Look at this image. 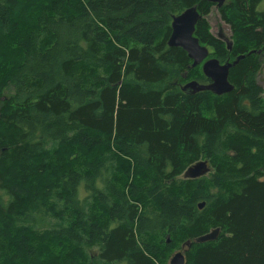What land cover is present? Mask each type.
Wrapping results in <instances>:
<instances>
[{
	"label": "trees",
	"instance_id": "16d2710c",
	"mask_svg": "<svg viewBox=\"0 0 264 264\" xmlns=\"http://www.w3.org/2000/svg\"><path fill=\"white\" fill-rule=\"evenodd\" d=\"M14 1L0 0L2 49L20 54L12 70L0 64V94L13 93L0 106V264H165L169 237L191 242L186 264H264V0L220 8L231 51L210 34L203 0H39L28 31ZM192 7L213 58L244 57L229 94L181 91L209 83L167 45ZM74 148L98 156L72 166ZM120 161L145 180L119 186ZM199 161L214 171L184 179ZM36 215L57 224L40 232Z\"/></svg>",
	"mask_w": 264,
	"mask_h": 264
},
{
	"label": "water",
	"instance_id": "95a60500",
	"mask_svg": "<svg viewBox=\"0 0 264 264\" xmlns=\"http://www.w3.org/2000/svg\"><path fill=\"white\" fill-rule=\"evenodd\" d=\"M222 8L227 0H203ZM202 19L197 7H192L185 10L172 20V33L167 42L170 48H180L186 52L188 58L192 61V68L198 66L202 67L203 75L209 80L208 84H201L197 81H190L181 87V91L187 95H195L200 92H210L215 96H223L231 93L234 86L229 81L230 70L239 63L244 57H238L234 62L221 63L216 58H210L211 52L206 47L201 45L200 41L195 37L197 24ZM225 42L227 49L232 50V42L229 39L220 38ZM211 167L207 161H199L193 166L189 167L184 173V179H199L211 173ZM205 203H200L198 208L204 209ZM220 229H216L209 234L195 239V243L203 244L213 242L218 238ZM170 241H168L169 243ZM183 248L190 249L191 242L183 245ZM170 264H186L185 254L179 252L173 256Z\"/></svg>",
	"mask_w": 264,
	"mask_h": 264
},
{
	"label": "rangeland",
	"instance_id": "374dc122",
	"mask_svg": "<svg viewBox=\"0 0 264 264\" xmlns=\"http://www.w3.org/2000/svg\"><path fill=\"white\" fill-rule=\"evenodd\" d=\"M15 6H13V10L16 12V16L20 17L19 20L22 23V30L23 31H28L34 27L35 24V16H36V10L37 7L42 4L39 2V0H29L30 6L27 7L26 0H15L14 1ZM44 4V3H43ZM260 10H264V2L260 6ZM205 20L208 23L209 26V32L216 38H225L229 39L232 44L234 43V38H233V32L229 24H227L223 18L222 14L220 12V9L216 8L214 6L209 15L205 16ZM5 38V35L0 29V50L3 54H0V64L5 66V70H12L13 64H16L20 61V54L15 46L12 44H9L7 47L3 48L2 40ZM5 49V50H4ZM212 55V54H211ZM210 55V58H213ZM261 69L257 75V82L259 85L263 88L264 90V60H261ZM202 69V67H201ZM188 83V82H187ZM13 95L12 91L8 86H5V88L2 89V92L0 94V106L4 104V101L7 99H10V97ZM264 98V95H263ZM3 137L2 131L0 129V137ZM72 156L70 155L69 160L72 162V166H83L86 163V166L89 164V162L93 159H95L98 155L97 151H83L79 152L77 149H72ZM76 155V161L73 162V157ZM0 156H1V149H0ZM209 164V162H208ZM210 166V165H209ZM211 167V166H210ZM130 168V167H129ZM127 169V164L124 161H120L117 165V172L115 175V181L119 186L122 187H127L129 183L134 182H139L141 183L145 180L144 178L137 179L134 176V172L130 174L129 177H127L126 173ZM213 172V168L211 169ZM209 176V175H208ZM145 184V183H144ZM39 185H43L39 183ZM4 195L3 192L0 190V204L4 206V204H7L8 199L7 197L2 196ZM84 197V194H83ZM34 223L39 227V231L42 232L44 229H48L49 227H52L57 224V221L53 218L45 217L44 215H36ZM166 238V237H165ZM160 240L162 238L157 239V243H160ZM166 241H170L167 245H172L170 248L166 249V263L165 264H170L171 259L173 256L179 252H183L184 254L187 251V248H183V245H185V242L181 239H176L175 241L172 238L166 239ZM172 241V243H171ZM171 243V244H170ZM163 249V247H161ZM165 249V248H164ZM59 249L56 247L55 249V255H58ZM97 248H86L84 251V257H89L92 255L97 254ZM186 258V256H185Z\"/></svg>",
	"mask_w": 264,
	"mask_h": 264
},
{
	"label": "bare ground",
	"instance_id": "6f19581e",
	"mask_svg": "<svg viewBox=\"0 0 264 264\" xmlns=\"http://www.w3.org/2000/svg\"><path fill=\"white\" fill-rule=\"evenodd\" d=\"M169 40V39H168ZM128 45V44H127ZM221 235V234H220ZM199 245V244H198ZM203 245V244H202Z\"/></svg>",
	"mask_w": 264,
	"mask_h": 264
}]
</instances>
